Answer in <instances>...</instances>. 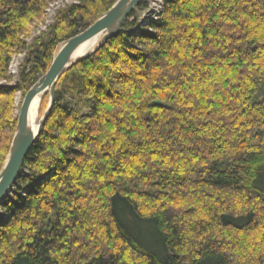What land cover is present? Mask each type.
Here are the masks:
<instances>
[{
  "label": "trees",
  "instance_id": "obj_1",
  "mask_svg": "<svg viewBox=\"0 0 264 264\" xmlns=\"http://www.w3.org/2000/svg\"><path fill=\"white\" fill-rule=\"evenodd\" d=\"M0 0V171L14 98L116 0ZM58 80L0 205V264H264V0H160ZM48 105L45 95L40 116Z\"/></svg>",
  "mask_w": 264,
  "mask_h": 264
},
{
  "label": "water",
  "instance_id": "obj_2",
  "mask_svg": "<svg viewBox=\"0 0 264 264\" xmlns=\"http://www.w3.org/2000/svg\"><path fill=\"white\" fill-rule=\"evenodd\" d=\"M143 0H116L97 20L77 35L61 42L55 50L52 62L44 75L25 93L16 116V126L4 165L0 171V205L13 189L22 165L32 146L40 136L54 105L55 89L60 77L74 64L101 49L110 39L119 34L124 22ZM99 36L95 48L81 57L78 48L90 39ZM48 95L47 108L39 119L36 131L29 127V110L32 101ZM40 100V102H41Z\"/></svg>",
  "mask_w": 264,
  "mask_h": 264
},
{
  "label": "rangeland",
  "instance_id": "obj_3",
  "mask_svg": "<svg viewBox=\"0 0 264 264\" xmlns=\"http://www.w3.org/2000/svg\"><path fill=\"white\" fill-rule=\"evenodd\" d=\"M56 2L57 3L51 5L48 8V10L46 11L47 12L46 14H45V10H44L43 16L39 20L32 22L28 26L27 32L24 33V35L22 37V38H24V41L26 42L27 45H31L33 43V41L35 40V38L46 33L48 31V29L43 31L45 29V25L49 24L48 28L52 27L56 22L57 14H59V12L63 11L64 9L69 7L70 5L74 4L75 1L74 0H56ZM143 2H145L146 8L135 10L134 16H135V19L138 21V26L134 29L135 31H133L135 33L140 32L141 28H144L145 25H147L148 22H150L151 20H153V21L156 20L157 19L156 13L160 11V6H161L160 0H143ZM48 6H49V4L47 5V7ZM42 24H45V25H42ZM37 30L39 32L40 31H42V32L39 35H37L38 34V33H36ZM33 35L35 36L34 38H33ZM30 38H31V40H30ZM24 56H25V53L16 54L13 56L12 61L10 63V67H9L10 72L13 73L12 75H10L12 78V82L10 84H8L5 81H2V82H0V85H5V84L14 85V83L17 82L18 70H19V67L24 60ZM23 97H24V95L21 92H18L15 95V98H14V108H15L14 115H15V117L18 115L20 103L22 102ZM48 101H49V97H48ZM41 116L39 114V119ZM37 118H38V116H37ZM8 196H11V192L9 193Z\"/></svg>",
  "mask_w": 264,
  "mask_h": 264
},
{
  "label": "bare ground",
  "instance_id": "obj_4",
  "mask_svg": "<svg viewBox=\"0 0 264 264\" xmlns=\"http://www.w3.org/2000/svg\"><path fill=\"white\" fill-rule=\"evenodd\" d=\"M159 12H161V6H160V11ZM159 12L156 13V16L158 15ZM132 19H134V17L129 18V21H131ZM99 38H100L99 36L94 37V38L90 39L89 41L85 42L84 44H82L78 48V50L76 51V56L79 58V57H81V56H83L85 54L90 53L95 48L96 43L99 40ZM40 100H41V96L36 97L32 101L31 106H30V110H29V116H28L29 127L33 131H36L37 126H38V122H39V105H40ZM37 116H38V118H37Z\"/></svg>",
  "mask_w": 264,
  "mask_h": 264
},
{
  "label": "built area",
  "instance_id": "obj_5",
  "mask_svg": "<svg viewBox=\"0 0 264 264\" xmlns=\"http://www.w3.org/2000/svg\"><path fill=\"white\" fill-rule=\"evenodd\" d=\"M55 3H57V2L55 1V2L49 4V6H48V7L46 8V10H45V14L47 13L46 11L48 10V8H49L51 5L55 4ZM74 3H75V2H74ZM45 17H46V16H45ZM42 25H45V24H42ZM40 26H41V25H40ZM48 26H49V24L45 25V29H44L43 31H45V30L48 28ZM41 32H42V31H40V32H39L38 30L36 31V33H38L37 35H39ZM32 34H33V33H32ZM34 37H35V36L33 35V38H34ZM30 40H31V38H30ZM27 41H28V40H27ZM9 74H10V75L13 74V73L10 72V68H9Z\"/></svg>",
  "mask_w": 264,
  "mask_h": 264
}]
</instances>
